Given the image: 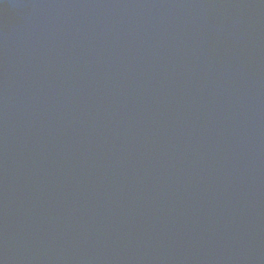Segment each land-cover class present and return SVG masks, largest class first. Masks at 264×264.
<instances>
[{
    "label": "water",
    "instance_id": "water-1",
    "mask_svg": "<svg viewBox=\"0 0 264 264\" xmlns=\"http://www.w3.org/2000/svg\"><path fill=\"white\" fill-rule=\"evenodd\" d=\"M0 264H264V0H0Z\"/></svg>",
    "mask_w": 264,
    "mask_h": 264
}]
</instances>
